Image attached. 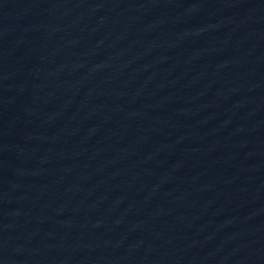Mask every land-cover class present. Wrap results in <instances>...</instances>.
<instances>
[{
	"label": "water",
	"instance_id": "1",
	"mask_svg": "<svg viewBox=\"0 0 264 264\" xmlns=\"http://www.w3.org/2000/svg\"><path fill=\"white\" fill-rule=\"evenodd\" d=\"M0 264H264V0H0Z\"/></svg>",
	"mask_w": 264,
	"mask_h": 264
}]
</instances>
